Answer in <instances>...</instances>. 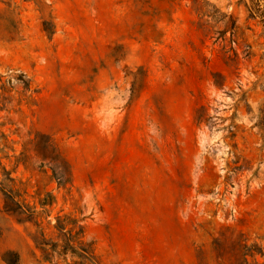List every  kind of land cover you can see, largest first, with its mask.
<instances>
[{"label": "rangeland", "instance_id": "rangeland-1", "mask_svg": "<svg viewBox=\"0 0 264 264\" xmlns=\"http://www.w3.org/2000/svg\"><path fill=\"white\" fill-rule=\"evenodd\" d=\"M0 264H264V0H0Z\"/></svg>", "mask_w": 264, "mask_h": 264}, {"label": "trees", "instance_id": "trees-1", "mask_svg": "<svg viewBox=\"0 0 264 264\" xmlns=\"http://www.w3.org/2000/svg\"><path fill=\"white\" fill-rule=\"evenodd\" d=\"M57 173V172H56ZM61 177H63V176H61ZM8 199H10V200H14V197L13 196H8ZM17 205V207L19 208V209H23V206L22 205H20V204H16ZM59 230H62V228H61V226H58L57 227ZM260 253H262V252H260ZM252 256H254V254H252Z\"/></svg>", "mask_w": 264, "mask_h": 264}]
</instances>
